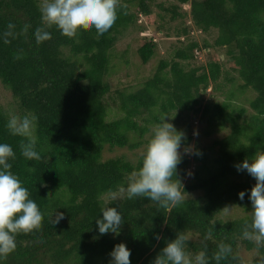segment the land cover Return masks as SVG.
I'll list each match as a JSON object with an SVG mask.
<instances>
[{"label":"trees","instance_id":"trees-1","mask_svg":"<svg viewBox=\"0 0 264 264\" xmlns=\"http://www.w3.org/2000/svg\"><path fill=\"white\" fill-rule=\"evenodd\" d=\"M45 2L0 0V143L16 152L11 170L44 212L40 227L18 234L15 251L0 258V264H110V252L119 243L131 250V264H152L178 232L188 237L187 252L205 251L210 264H216L213 256L222 243L230 244L233 253L221 264H241L240 245L257 252L251 263L256 264L264 247L242 237L251 214L227 220L218 216L231 207L252 209L248 194L256 181L235 165L264 151V0H178L190 5L191 25L175 29L174 35L188 40H179L171 56L135 87L110 79L121 67L135 64L127 50L116 53V41L130 27L143 29L137 24L140 16L149 25L158 18L157 27L170 32V21L183 16L177 6L160 5L162 15L153 12L151 0H118L117 19L103 35L81 27L69 38L52 26L47 29L51 39L37 43L34 34L44 26L40 9ZM191 28L200 32L202 42L189 38ZM9 31L12 35L6 36ZM155 47L142 38L135 50L141 64L155 57ZM218 48L224 49L228 67ZM201 55L206 62L198 64ZM210 89H220L225 98L206 102ZM245 90L250 96H243ZM183 113L199 114L208 126L205 135L212 129L228 131L212 146L196 142L191 150L188 125L177 127L186 136L177 165L182 194H201L167 208L147 198L128 200L126 191L115 197L141 166L151 127L162 114ZM25 114L37 117L39 160L26 159L19 147L24 138L6 128L10 115ZM106 147L142 153L134 152L133 160L105 158ZM185 148L190 149L186 154ZM191 170L193 181L184 184ZM241 190L244 200L238 196ZM105 203L121 212L118 235L98 232L95 219ZM54 209L64 213L55 225L49 216Z\"/></svg>","mask_w":264,"mask_h":264},{"label":"clouds","instance_id":"clouds-1","mask_svg":"<svg viewBox=\"0 0 264 264\" xmlns=\"http://www.w3.org/2000/svg\"><path fill=\"white\" fill-rule=\"evenodd\" d=\"M118 0H46L41 6L43 27L35 31L37 43L51 39L47 30L55 26L61 35L75 37L81 28H95L98 35L107 32L117 19ZM9 29L14 25L9 24ZM6 36L12 35L9 31ZM175 117V116H174ZM167 114L160 116L153 127L151 139L142 155V164L138 171L126 178V198H147L157 202L160 207L179 205L183 202L180 180L177 178V165L182 159V143L185 133L178 130ZM35 115H10L6 128L13 136L24 138L19 147L21 154L29 160H39L36 150L37 136ZM190 149L185 148L184 153ZM16 159V152L8 143H0V258L8 256L16 249V236L31 233L41 225L44 212L30 198L29 190L23 186L19 177L11 170V161ZM237 171H246L256 181L250 189L248 198L251 202V222L245 223L242 237L253 241L258 247H264V151L251 159H245L235 165ZM176 177L179 183L173 180ZM184 189V187H183ZM245 191L238 193L244 200ZM96 225L99 234L118 235L123 224V217L116 207L103 204ZM53 225L64 218V213L54 209L50 214ZM159 238V237H157ZM188 237L176 233L168 240L152 264H210L205 251L190 255L186 250ZM233 253L230 244H220L213 259L221 264ZM131 250L124 243H119L110 252V264H131ZM256 264H264V256L257 257Z\"/></svg>","mask_w":264,"mask_h":264},{"label":"rangeland","instance_id":"rangeland-1","mask_svg":"<svg viewBox=\"0 0 264 264\" xmlns=\"http://www.w3.org/2000/svg\"><path fill=\"white\" fill-rule=\"evenodd\" d=\"M152 2V10L155 12V14H164L166 13L164 9L160 7L162 5L163 8H169V10L172 9L173 6H177V11L182 13L183 16H178L175 21H170L171 31H163L162 29H159L158 22L160 20L157 18L156 24L149 25L145 18L143 16L138 17L137 24L143 27L141 31H139L138 26L135 25L133 27H130L129 29L125 30L122 34H120L118 40L115 43V50L116 53L123 52L124 50H127V57L129 60L131 59L132 63L134 62V65L131 66H124L121 67L120 70L117 71V74L113 77H110L112 82H117L118 80L121 81V85L125 83V85H128L126 83H129L131 86H137L139 81H142L144 78H148L149 76H152L153 73L156 71V68L160 62V60L168 58L171 56V53L173 52L174 48H177V45L179 44V40H188L186 37L182 36H175L174 31L175 29H181L183 26L191 25V17L189 14L190 5L188 3H184L180 5L178 3V0H151ZM166 20L170 18V12L168 15L165 16ZM166 30V29H165ZM142 38H146L147 40H151L153 43H155V57L147 64L143 65L140 63L139 59L137 58L135 54V50L137 49L138 45L141 44ZM189 38L192 40H197L198 42H202L203 36L200 34L199 31L195 30L194 28H191V31L189 33ZM217 55L220 59V61L223 63V66L228 67L229 65L226 62L227 56L225 54L224 49L218 48L217 49ZM206 55H201L199 57L198 64H201L203 62H206ZM193 64L195 62H192ZM123 66V65H122ZM230 85H228L229 87ZM236 86V84H235ZM247 95L250 96L248 91L243 92V96ZM226 93L223 92L221 94V90L213 91L210 89L205 94V99L207 101H214V100H222L225 98ZM237 97V96H236ZM9 99L4 98V103L7 104ZM109 100V99H108ZM237 100L244 105L245 107H248L247 104H244L238 97ZM109 106L113 107L115 105L114 101L108 102ZM248 110L251 111L248 107ZM112 111H115L114 108ZM199 114H182L181 116H172L171 122L176 126V128L180 125H183L186 123L189 127V132L192 133V142H191V150H193L196 142H198V145L207 148L209 146L213 145V142L215 140H218L221 136L227 134L226 129L219 130L218 132L215 131L216 129H212L209 135H205L204 130L208 128L207 124L203 121L199 120ZM154 127V126H153ZM148 135H146L145 139H149V136L152 133V129ZM213 148V147H212ZM218 149L217 146L213 148V151L211 153L212 156L216 155V150ZM142 153V149H138L136 151H128L125 149H109L106 147L104 149L103 155L105 158L113 157V156H125L128 159H135L134 155L135 153ZM194 166V165H193ZM192 168V167H191ZM193 172L190 171L189 176H187L184 179V184H187L191 181H193ZM238 179V178H237ZM124 191L120 190L118 193L115 194V197L121 196ZM201 192H193L183 195V197L189 198V197H196L200 195ZM108 200V198H107ZM251 210H245L241 207H231L226 210H224L221 214H219V218L223 220L227 219H234L239 217H245L247 215L251 214ZM238 253L240 257L241 264H251L253 259L257 256V252L255 250L247 251L243 246L238 247Z\"/></svg>","mask_w":264,"mask_h":264}]
</instances>
